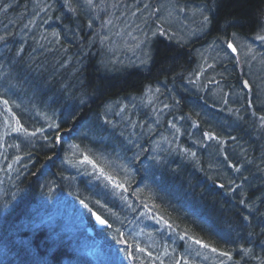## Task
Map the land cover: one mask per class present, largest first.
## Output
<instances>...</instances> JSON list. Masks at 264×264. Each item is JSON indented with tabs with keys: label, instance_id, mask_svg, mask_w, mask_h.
<instances>
[{
	"label": "trees",
	"instance_id": "16d2710c",
	"mask_svg": "<svg viewBox=\"0 0 264 264\" xmlns=\"http://www.w3.org/2000/svg\"><path fill=\"white\" fill-rule=\"evenodd\" d=\"M186 1L206 12L201 22L203 32L196 39L176 46L160 41L155 60L146 69L117 67L115 71L112 67L109 73L98 69L92 62L74 70L66 67L68 56L88 60L96 58L99 52L105 54V49L100 46L103 39L101 28L86 30L93 19L90 15L71 26V33L62 26L64 23H57L52 29L47 27L48 20L64 17L74 22L81 7L77 0H0L3 29L24 33L31 32L32 25H35L33 31L47 27L46 31L40 29L48 33L44 40L31 37L29 42H10L14 57L4 56L0 64L2 68L5 63L11 64L0 76L3 79L0 95H5L2 98L20 113L26 127L34 125L33 120L39 117L35 112L47 113L45 118L51 119L32 130L53 125H57L55 132L70 127H74L73 131L79 130L87 127L88 123L84 122L91 123L95 119L90 115L91 111L100 110L106 97H113V101L119 97L127 100L131 93L158 79L173 82L178 77L181 83L170 95L167 94L165 101H160L169 105L168 110H163L167 114H162L166 117L162 123L174 128L179 137L180 144L174 148L176 157L174 154L167 156L160 150L154 153L148 149L145 151V140L132 136L125 128L117 131L106 125L100 127L102 131L92 125L93 130L88 128L71 136L64 134L63 151L54 160V133L50 140L54 146H49V142L41 144L40 139H32L38 143L28 142L26 147L20 145V154L32 163L31 166L18 169L12 165L5 175L4 169L0 168V264H98L90 255L70 251L69 247L78 243L70 242L63 234L51 241L44 230L23 226L24 221H30L27 216L30 208L19 205L22 198L15 185L31 170L46 167L51 159L53 162L47 167L60 168V161L71 153L68 138L80 143L81 147L92 149L91 161L104 165L98 152L94 153L97 149L88 145L93 136L103 140L104 145L135 144L140 147V152L128 157L132 156V160L139 158L144 164L146 156L150 172L161 175L168 172L166 182L162 177V194L156 195L149 190L146 193L154 206L153 211L172 229L168 233L170 237L175 235L182 240L179 249L188 238L220 252L218 264H263L260 260H264V90L256 83L259 78L248 63L253 61L256 64L260 58L264 60V44L256 42L258 37L264 36V0ZM109 3L113 2L110 0ZM51 4L57 7L56 11H51ZM229 41L236 44L239 59L227 48ZM246 44L254 49V53L245 54ZM244 79L250 82L249 91L243 85ZM13 84L21 93L12 89ZM1 88L12 91L6 93ZM33 96H36L34 100ZM108 103L113 102L108 101L107 107ZM121 107L124 106H118ZM170 111H175L174 115ZM25 134L28 131H24ZM82 135L83 138L79 139ZM14 136L22 142L21 134ZM48 175L43 173L37 178L32 186L33 196L39 193L42 183L49 187ZM77 183L81 197L85 190L91 192L97 188L100 195L114 198L116 203L102 202L103 206L85 203L111 222L113 220L104 207L116 212L127 207L118 205L119 197L112 190L109 192L102 182L95 184L90 180L84 184L81 180H73L70 187ZM63 190L75 195L74 189ZM86 216L87 222L93 223L91 212L88 211ZM101 232L106 238V234L113 231L107 228ZM126 241L133 244L129 239ZM116 242L119 243L118 238ZM119 249L123 250L121 246ZM124 250L135 257L131 258L132 264H157L154 260L162 258V254L156 251L139 254L133 245ZM163 256L165 264H189L192 261L177 254L170 262L167 255ZM131 259H125L127 264H131Z\"/></svg>",
	"mask_w": 264,
	"mask_h": 264
},
{
	"label": "bare ground",
	"instance_id": "6f19581e",
	"mask_svg": "<svg viewBox=\"0 0 264 264\" xmlns=\"http://www.w3.org/2000/svg\"><path fill=\"white\" fill-rule=\"evenodd\" d=\"M51 5H49L51 8V11L53 12L56 11L57 7L54 4H51ZM101 12L105 13V9H102ZM106 13L108 14V16L113 15V13L108 12V9ZM100 18H101V21L98 27L101 28L102 30L101 35L104 38L106 37V34L108 33V27H109V26H105V23L108 20H110V18H105V17H100ZM81 19H84V18H81ZM79 20H75L74 22H72L73 20H71V22H69L67 20V17L60 18L57 20H48L47 27H51L52 29L57 23L59 24L64 23L62 25L64 27L73 26L75 24L77 25L79 23L78 22ZM153 21L154 23H156V20L153 19ZM0 26H1L0 27L1 29L3 25L0 23ZM47 27L43 26L40 29H43L44 31H46L45 28ZM98 27L96 26L94 30L97 29ZM34 28H35V25H32L30 26V29L32 31L24 32V33H21L22 31L19 33H17L16 31L13 32V31H10V29H7V30L3 29L0 31V37L1 36L3 37V39H0V64H1L2 57L4 56L7 58L14 57L13 48H11V46L9 45L10 42L13 44L29 42V41H32L31 37L32 38L40 37L41 40H44L43 39L44 36L48 33H44L40 29L33 31ZM86 30L93 31L88 28V24L86 26ZM51 33L55 34L56 32L52 31ZM93 38H95V34H93ZM148 38L156 39V41H154V46L152 47L153 49L151 50L150 53L145 55V60H143L144 62L136 67L134 66L130 67L131 64L125 63L123 61L122 62L114 61L107 54V49H105L104 51L105 54H102L101 52H99V55H97L96 58L94 57L88 60H78V59H74L68 56L69 62L66 64V67H70L71 70H74L77 67L79 68L86 67L88 63L92 62L94 65L97 66L98 69L101 68L104 71L107 70V72L109 73H111L109 69H112V67L114 68L115 71H117L118 69L117 67L125 69V70H128V69L142 70V69H146L147 67H149L150 63L154 62L155 56L157 54L156 48L160 41H164L167 44H172L175 46L181 43V42H175L172 39H170L167 36V31L164 29H158V30L149 29ZM47 41L45 40V42ZM192 41L193 40H191V42ZM231 42L234 44L233 41H229L226 46L231 52V54L237 57L239 54V50L236 44H234L235 48L237 49L236 54H233L232 49L228 47V45L231 44ZM10 65L11 64L9 63H5L4 68L0 67V76L1 74L6 73ZM2 80L3 79H0V82ZM246 81L249 85V88L245 87ZM180 84L181 83L179 82L178 77H176L173 82L158 79L156 81L154 80L153 82L146 83L140 91L131 93L130 97H128L127 100L123 99L125 97H119L113 101L111 100V99H114L113 97L111 98L106 97L104 100L106 102H103L104 104L102 103V108L100 110L91 111L90 115H92L93 119L95 118L94 120H96V123L94 122V120H92L91 123L84 122V123H88L87 127L84 126L83 128H80L79 130L73 131L74 127H70V128H61L59 129L58 132L57 131L55 132L56 130L55 128L57 125L46 126L45 128L41 127V128L32 130L34 126H41L42 124H45L46 120L49 122L51 121V119L45 118L39 115L38 112H35V114L39 117L33 120L35 121L34 125L31 124V127L29 128L26 127V124H25L26 122L24 118L20 115V113L16 111L14 107L11 104H9L6 99L2 98L5 95H0V102H2V104H4L6 107L9 108L14 118V121H15V127L17 128V130L9 129L12 132L9 131L8 134L6 133L3 136V138L0 139V165L3 164L1 168L4 169L6 167V169L8 170L12 165L16 166L18 169L20 167H30L32 163H30V161L27 160L25 156L20 154L21 150L18 147L21 144L30 142L32 139H40L41 144H45L46 142H49V146L55 145V155H52L53 156L52 159L54 160L55 158H58L63 151L62 144L64 141L63 139L64 134H68V136H71L72 134L78 133V131L83 132L87 130L88 128L92 129V125L94 126V128H97L99 130H101V128L104 125H106L108 128H111L117 131H121L122 128H125L128 131H130L129 133L132 136L139 138L141 141H144V140L146 141L145 151L146 149H148L150 153H154L155 151L160 150V152H162L163 154L167 156L169 155L172 156L174 154V157H176L174 148H176V145L180 144L179 137L176 134V131L174 128L168 125H164L162 123L164 119L166 120V117H164L161 113L164 112L163 110L165 111L168 110L169 105L165 104L164 102H160V101H165V99H167V94L170 95L173 88H175L176 86ZM243 85L247 91L251 89V85L248 79L243 80ZM13 86L14 87H12V89L15 91H18L19 93L20 89H17L18 87H16L15 84H13ZM1 89L5 91L6 93H10V91H12V89L11 90L6 89V88L5 89L1 88ZM31 98H33L32 100H34L36 96H33ZM38 99H37V102H38ZM5 101H7V104L4 103ZM108 101L113 102L111 104L108 103L110 107L109 106L107 107ZM53 104L54 103L50 101V105L53 106ZM119 105H122L124 107L118 108ZM174 113L175 111L171 112V115H174ZM3 118H4L3 112L1 111L0 112V125L1 126H2L1 119ZM89 118L91 117H88V119ZM99 119H101V121ZM29 123H32V120H29ZM24 131H28V134H25L26 136L23 135L21 137L22 142H18L17 136H14V135L20 134V132H24ZM53 133L54 135H56L54 145L50 144V140L52 137L51 135H53ZM81 138H83V135L82 137H79V139ZM69 140L70 139L68 138L67 142L70 144L68 146H70L71 148V153L68 157H65V159L60 161L62 162V164H58L60 168L54 167V166L47 167L53 162V160L51 159L45 165L46 167H41L40 170L39 169H34L33 171L31 170L29 174L24 175L19 181L15 182V185L17 187V194H19V196L22 198L21 200L22 202H20L19 205L25 204L30 208L29 213L27 215L30 221H24L23 226L24 225L33 226V228L35 227L38 230H41V229L44 230L45 235H47L46 237H48V239L52 241L56 239L55 236H60L61 233L58 232V229H57L58 227L56 225L54 226L49 225L51 223L47 222V219L50 215L51 208L57 204L62 203L61 200L63 197L67 198L68 196L70 198V201L73 199H76L84 204L86 202H91L90 204L97 203L100 206H103L102 202H105V203L115 202L114 198H112L111 196L109 197V196L100 195V193L97 192L99 191L97 188H94L93 191L91 192L85 190L84 193H82L83 197H81V193L77 191L81 189V188H78V183L73 184L74 187H70V184L73 180L74 182L81 180L82 182H84V184L88 183L90 180L95 182V184L102 182L105 188H107L109 192H111L112 190L114 194L119 197L120 201L117 200L118 205L132 206L135 208V212L141 211L142 208H144L146 205L148 208L144 209V211L147 210V212H149L152 210L153 213H156L153 211L154 206L152 205V202L147 196L148 194L146 193V190H149L152 192L154 191L156 192L155 193L156 195L159 193L162 194L163 186H164V181L162 180V177H164L165 182H166L168 178L165 175L166 173L168 174V172L166 173L163 172L162 175L159 173L150 172V166L146 164V156H144V164L140 162L139 158H137L136 160H132L131 158L132 156L128 157V155H131V154L137 155L140 152V147L138 148L136 147L135 144H131V143H128L130 145L126 143L124 146L119 145L117 147L111 144L104 145L102 142L103 140H101L99 137H96V136L90 137L88 145L93 149H97V151H94V153L98 152L100 158L102 159L104 163V165H101L98 162L91 161L93 160L92 159L93 153L90 151L92 149L89 150L85 146L81 147L80 143L74 142L73 140H70V141ZM31 143H38V142L32 141ZM26 145L27 144H25L23 147H26ZM66 150H68L67 147H66ZM74 150H78L80 152V155L73 157L72 155H73ZM145 151H142V153ZM83 157L84 158L87 157V159H84ZM91 163H93L94 165L92 166ZM6 164H10V165L6 166ZM11 173H13V171ZM43 173L46 175L49 174L48 175V180H49L48 186L49 187H47V183L46 184L42 183L40 188H38L39 193L37 192V194L33 196L32 186L36 182L37 178L40 177V175H42ZM9 178L10 176L7 177V180ZM111 183L126 184V186H129L132 191L133 189H136V193L133 194L132 192L133 195L130 194V198L129 197L125 198L123 194L121 195L119 192L117 193V191L114 188H112ZM167 186L166 188H168ZM63 189H74L75 195L69 194L67 190H63ZM137 189H140L141 192L137 191ZM15 191L16 189L13 192ZM224 195H226V193ZM122 196L124 198H122ZM221 196L222 198H225V199L228 198V197H224L223 195ZM70 201L65 200L63 201V203H68ZM103 210L109 214L113 222H111L106 216H103L96 210L91 211L92 222L97 227V230H98L97 235L99 237H103L102 236L103 233L99 230V227L94 220V214H98L102 219L107 221L108 228L113 229L114 223L121 224L123 219L126 217L125 214L130 213L127 207L126 208L122 207L120 209L122 211L118 210V212L112 209H108L107 207H104ZM118 217H121L120 221L115 220ZM135 219L136 218H134V216L129 217L127 220H125V223L122 224L123 226L121 228L123 229H121V232L120 233L118 232L117 234L118 242L120 244L125 242L126 244L125 248L130 249L132 248V245H133L134 250L137 249L134 244L129 245L128 242L126 241L128 240L126 229L129 228V230H131L130 235L132 236V238L134 240H139L142 244L141 246L145 248V250L141 249L143 252L141 251L139 254H144V252L148 253L149 251H152V248L148 247L145 243H143V241L138 236H136L135 232L137 229L136 227H134L135 225H133ZM46 227H48L51 231L49 232ZM161 233L163 232H159V230L158 232L157 231L155 232V236L157 237V239L158 238L162 239ZM122 234H124V237ZM164 234H167V233H164ZM181 241L182 240H180V242ZM196 241L197 240H192V239L187 238V242H192L194 246L196 247L200 246V247L209 249L214 254L221 257V253L218 252L217 250L214 251L213 250L214 248L200 241H199L200 244H197ZM184 246H182V249H180V251L183 250ZM139 249L140 248L138 247V250ZM69 250L70 251L75 250L78 253H81V254L84 253V254L91 256L90 252L85 250V248L80 244L75 245V247L70 246ZM154 261L157 264H165L164 261L161 259H158V261L156 260ZM260 261L264 264V260H260ZM218 262H219V258L216 260L214 264H218ZM119 263H120L119 261H116L114 264H119ZM195 264H201V262L195 261Z\"/></svg>",
	"mask_w": 264,
	"mask_h": 264
},
{
	"label": "rangeland",
	"instance_id": "374dc122",
	"mask_svg": "<svg viewBox=\"0 0 264 264\" xmlns=\"http://www.w3.org/2000/svg\"><path fill=\"white\" fill-rule=\"evenodd\" d=\"M77 2L81 7L75 14V20L90 15L93 18L88 25L90 30H94L96 26L98 27L100 25V17L110 18L105 23V26H109L108 33L106 37L100 40V46L107 49V54L114 61H123L131 64L130 67H136L142 64L144 62L143 60H145V55L153 49L152 47L156 39L148 38L149 29H164L167 31V36L173 41L189 42L194 40L199 33L203 32L201 22L203 17L206 16L205 11L200 8L196 9L186 0H111L113 3H109L110 0H91V3L89 0H77ZM102 9H105V13L101 12ZM107 9L113 15L108 16L106 13ZM153 19L156 20V23H154ZM66 30L71 33V26H66ZM260 41L264 44V40L261 39L256 42ZM245 46V54L250 55L254 53V49L248 44ZM209 51L212 53L213 49L210 47ZM218 57L220 56L218 55ZM237 58H240L239 54ZM253 64V61L250 64L248 63V67L255 71L257 79L259 78L256 83L260 89L264 90V60L260 58L258 63ZM1 111L3 112L4 118L1 119L0 139L6 133L8 134L9 131L17 130L9 108L2 104V102H0ZM38 114L43 117L48 116L47 113L38 112ZM161 114L166 116L167 113L163 112ZM20 134L23 136L24 132H20ZM77 155H80V152L74 150L72 156L75 157ZM2 165H0V168ZM9 165L6 164V166ZM91 165L93 166L94 164L91 163ZM5 172H9L6 167L4 168V175ZM111 186L117 193L123 194L125 198H130V194L133 195L136 193V189L132 191L126 184L111 183ZM137 191L141 192L140 189H137ZM123 196L122 198H124ZM67 198L63 197L61 200L62 203L51 208L47 222L51 223H48L49 225H56L58 232L63 234L64 237L66 236L70 242L78 243L76 245H82L85 250L90 252L98 264H114L116 261H119V264H127L125 259L127 258L128 261L130 256L125 253V248H123L126 247V244L125 242L121 244L117 243L116 239L118 238V232L120 233L121 229H123L121 228L123 226L122 224L132 216L136 218L133 224L137 229L135 232L136 236L148 247L152 248V251L160 252L162 258L164 257L163 255H167V260L170 262L174 260L172 256L177 254L192 259V261H189V264H195V261L201 262V264H214L218 258H221L209 249L194 246L192 242H187L183 250L179 251L180 239L176 238L175 235L170 237L168 233H171L170 231L172 229H170L169 225L165 224V221L157 213H153L152 210L149 212L147 210L144 211V209L148 208L146 205L138 212H135L134 207L127 206L130 213L125 214L126 217L122 223H114L113 232L110 234L107 233L106 238L104 236L99 237L97 234L88 231V226L90 225H88L86 215L88 211H92L90 207L79 200L73 199L70 201L68 196ZM65 200H69L70 202L63 203ZM115 220L120 221L121 217ZM158 230L159 232H163L161 233L162 239H157L155 236V232H158ZM130 231L129 228L126 229L128 239L133 242L137 248L136 250L139 253L145 250L139 240L132 238ZM122 235L124 237V234ZM169 237L170 239H168ZM120 246L123 250L119 249ZM138 247L140 248L139 250ZM130 263L132 264V259Z\"/></svg>",
	"mask_w": 264,
	"mask_h": 264
},
{
	"label": "snow or ice",
	"instance_id": "6c2138e0",
	"mask_svg": "<svg viewBox=\"0 0 264 264\" xmlns=\"http://www.w3.org/2000/svg\"><path fill=\"white\" fill-rule=\"evenodd\" d=\"M89 2L91 3V0H89ZM0 39H3V37H0ZM258 39L264 40V36H260V37H258ZM228 47L231 48L233 52L237 51L235 46L232 45V44H229ZM245 83H247V82H245ZM4 103L7 104V101H5ZM86 159H87V157H86ZM97 219L100 220V222L102 224H106L107 223V221L102 220L99 216H97ZM197 243H199V241H197ZM213 250L215 251V249H213ZM224 255H230V254L229 253H224ZM129 256H130V258L135 259V257H131V253H129Z\"/></svg>",
	"mask_w": 264,
	"mask_h": 264
},
{
	"label": "water",
	"instance_id": "95a60500",
	"mask_svg": "<svg viewBox=\"0 0 264 264\" xmlns=\"http://www.w3.org/2000/svg\"><path fill=\"white\" fill-rule=\"evenodd\" d=\"M231 44L234 45L232 42H231ZM236 53H237V51L233 52V54H236ZM246 82H247V81H246ZM245 87H246V88H249L248 83H245ZM97 216H99V215H98V214H94V220H95V222L97 223L98 227H99V228L108 227V223H106V224H102V223L100 222V220L97 219ZM99 217H100V216H99ZM100 218H101V217H100ZM101 219H102V218H101ZM102 220H104V219H102Z\"/></svg>",
	"mask_w": 264,
	"mask_h": 264
},
{
	"label": "flooded vegetation",
	"instance_id": "af4514ba",
	"mask_svg": "<svg viewBox=\"0 0 264 264\" xmlns=\"http://www.w3.org/2000/svg\"><path fill=\"white\" fill-rule=\"evenodd\" d=\"M89 225L92 226V228L94 229V234H97V232H98L97 227L93 223H91Z\"/></svg>",
	"mask_w": 264,
	"mask_h": 264
}]
</instances>
